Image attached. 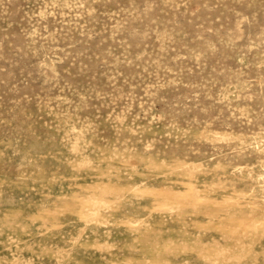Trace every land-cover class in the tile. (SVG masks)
<instances>
[{"label": "rangeland", "instance_id": "374dc122", "mask_svg": "<svg viewBox=\"0 0 264 264\" xmlns=\"http://www.w3.org/2000/svg\"><path fill=\"white\" fill-rule=\"evenodd\" d=\"M0 264H264V0H0Z\"/></svg>", "mask_w": 264, "mask_h": 264}, {"label": "bare ground", "instance_id": "6f19581e", "mask_svg": "<svg viewBox=\"0 0 264 264\" xmlns=\"http://www.w3.org/2000/svg\"><path fill=\"white\" fill-rule=\"evenodd\" d=\"M199 214V213H198ZM241 231V230H240Z\"/></svg>", "mask_w": 264, "mask_h": 264}]
</instances>
